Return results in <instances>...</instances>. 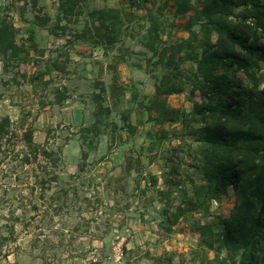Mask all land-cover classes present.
Listing matches in <instances>:
<instances>
[{
    "label": "rangeland",
    "instance_id": "obj_1",
    "mask_svg": "<svg viewBox=\"0 0 264 264\" xmlns=\"http://www.w3.org/2000/svg\"><path fill=\"white\" fill-rule=\"evenodd\" d=\"M58 1L0 0V21L14 26L19 47L0 61V119L10 120L0 145V264H201L195 223L218 224L236 197L230 190L170 235L153 220L165 205L159 191L174 193L177 205L184 189L194 197L200 176L188 130L149 121L144 103L155 80L136 70L149 65L137 43L145 30H131L108 57L73 42L88 10L123 7L142 17L150 1L139 10L129 0H80L61 24ZM174 12L164 10L166 23L186 37L180 25L187 17ZM188 92L167 105L191 111ZM30 129L36 146L25 141ZM165 252L170 261L160 260ZM206 255L214 259L215 252Z\"/></svg>",
    "mask_w": 264,
    "mask_h": 264
},
{
    "label": "trees",
    "instance_id": "obj_2",
    "mask_svg": "<svg viewBox=\"0 0 264 264\" xmlns=\"http://www.w3.org/2000/svg\"><path fill=\"white\" fill-rule=\"evenodd\" d=\"M147 1L129 0V5L142 10ZM149 1L142 17L123 7L88 10L73 42L100 48L108 57L124 46L131 30H145L137 43L149 65L138 64L136 70L155 80L154 95L144 103L149 121L181 123L188 130L196 143L193 155L200 176V183L192 185L194 197L184 189L177 205L174 193L159 191L165 205L153 220L170 235L181 219L192 212L209 213L212 203L232 190L236 202L229 217L213 226L195 223L197 248L204 253L201 264H264V0ZM79 2L59 0L57 23L72 17ZM169 5L177 17H187L180 25L186 37H176L178 26L166 23ZM30 38L33 42V30ZM18 49L14 26L0 21V61ZM119 54L115 58L126 65ZM187 90L191 111L167 105L169 97ZM124 118L130 126L129 117ZM9 127L8 118L0 119V145ZM24 138L28 146H36L32 129ZM152 179L156 185L157 178ZM208 251L215 252L214 259L205 256ZM171 257L165 252L160 260Z\"/></svg>",
    "mask_w": 264,
    "mask_h": 264
}]
</instances>
